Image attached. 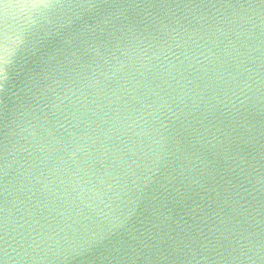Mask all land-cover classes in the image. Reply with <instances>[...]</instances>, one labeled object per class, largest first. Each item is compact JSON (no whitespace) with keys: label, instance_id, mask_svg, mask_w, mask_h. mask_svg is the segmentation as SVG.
<instances>
[{"label":"water","instance_id":"1","mask_svg":"<svg viewBox=\"0 0 264 264\" xmlns=\"http://www.w3.org/2000/svg\"><path fill=\"white\" fill-rule=\"evenodd\" d=\"M10 2L0 264H264V0Z\"/></svg>","mask_w":264,"mask_h":264},{"label":"clouds","instance_id":"2","mask_svg":"<svg viewBox=\"0 0 264 264\" xmlns=\"http://www.w3.org/2000/svg\"><path fill=\"white\" fill-rule=\"evenodd\" d=\"M33 2L34 0H26V2L22 4H13L10 2L8 4H2V7L3 9H7L9 7H19L21 11L27 12L29 14H32L33 12L38 13L39 10L31 6ZM12 40L13 42L17 43L18 49L23 45V39L19 35L12 37Z\"/></svg>","mask_w":264,"mask_h":264}]
</instances>
